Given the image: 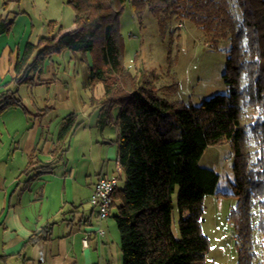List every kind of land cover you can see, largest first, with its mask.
I'll use <instances>...</instances> for the list:
<instances>
[{"label": "trees", "instance_id": "1", "mask_svg": "<svg viewBox=\"0 0 264 264\" xmlns=\"http://www.w3.org/2000/svg\"><path fill=\"white\" fill-rule=\"evenodd\" d=\"M128 1L138 23L145 12L154 18L160 36L170 33L177 21H187L202 31L208 48L217 50L226 42L222 78L227 92L197 105L185 104L173 100L170 87L156 93L152 74L138 77L130 72L123 63L118 26L126 0H66L73 10V28L62 31L59 26L56 34L27 42L15 62L14 80L33 85L34 74L53 54L79 52L87 65L86 85L103 87L102 95L93 99L97 123L116 129L117 161L124 181L113 192L111 207L116 209L121 264H203L209 250L201 225L203 199L216 192L219 179L215 170L199 164L207 146L229 143L232 147L231 188L239 202L230 210L229 221L238 240L250 239L248 200L253 197L264 208V0ZM13 21L14 16L0 19V33L7 32ZM15 106H21L15 90L0 93V112ZM243 106L254 113L249 131L258 155L253 163L242 151ZM168 113L173 118L158 122ZM78 124L73 113L64 116L60 138ZM64 151L61 142L52 150V161L36 166L28 183L52 172ZM174 202L177 237L172 231ZM258 229L264 244L262 218ZM46 232L41 230L29 241ZM236 246V264H252L253 253L244 245Z\"/></svg>", "mask_w": 264, "mask_h": 264}, {"label": "crops", "instance_id": "2", "mask_svg": "<svg viewBox=\"0 0 264 264\" xmlns=\"http://www.w3.org/2000/svg\"><path fill=\"white\" fill-rule=\"evenodd\" d=\"M21 1L0 0V19L24 15V9L13 12ZM12 25L0 33V93L15 90L21 106L3 110L0 118L10 109H20L22 121L20 126L13 125L15 119L10 116L0 121V264H121L119 239L108 217L101 222L102 238L90 237L87 246L81 240L84 230L97 222V210L89 202L96 178L120 169L116 144L105 139V125L96 120L98 108L93 99L101 95L88 96L87 70L80 79L81 57L67 50L44 61L41 71L34 74L33 85L21 91L14 80V65L24 48L23 43L9 39ZM71 28L73 21L62 31ZM68 113L75 115L76 123L83 121L77 127L83 125L86 139L74 155L63 153L52 172L28 183L34 168L52 161V150L59 143L65 145L68 135L61 139L59 132ZM92 115L95 128L89 121ZM5 131L7 138H2ZM60 165L62 169L57 168ZM41 230L48 232L29 241Z\"/></svg>", "mask_w": 264, "mask_h": 264}, {"label": "rangeland", "instance_id": "3", "mask_svg": "<svg viewBox=\"0 0 264 264\" xmlns=\"http://www.w3.org/2000/svg\"><path fill=\"white\" fill-rule=\"evenodd\" d=\"M20 9H24L26 13L16 16L11 32L9 31V39L12 42L23 43L21 46L23 48L27 42L36 43L40 36H52L57 33L59 26L63 28L64 25L73 21V10L66 0H22L13 12L21 11ZM233 9L236 10L235 5ZM50 21H55V25L50 26ZM118 26L124 47V65L138 77L146 73L152 74L155 79L152 88L156 93L160 94L162 87H170L169 94L172 92L173 100L197 105L213 94L227 92L222 78L228 47L226 42H221L217 50L208 48L202 31L187 21H177L172 25L170 33L160 36L154 18L148 12L144 13L142 21L138 23L128 0L119 16ZM28 38L29 41L26 40ZM75 53L80 59L81 54ZM78 70L81 79L87 70L86 63L83 61L78 63ZM25 85H19L21 91L25 88L29 89ZM86 91L88 96L97 97L102 95L103 87L101 83H96ZM42 92L45 91L42 90ZM33 94L36 92L30 95ZM11 110L9 113H3L7 115H2L1 118L5 119L10 116L15 119L12 124L20 126L22 111L20 109ZM166 117L173 118V115L168 113L165 117L158 119V122H162ZM253 117L252 108L243 106L242 151L243 154H247L249 163H253L258 155L256 154L258 147L249 131ZM1 118L0 121H2ZM95 119V115L89 117L91 128H95ZM79 123L82 124L83 121ZM76 127L72 128V133L66 137L64 145L66 151L63 152L66 156L74 155L77 146L87 137V131L83 129V125ZM104 133L105 139L115 143L116 129L113 124L105 125ZM10 134L13 135L12 132ZM7 135L5 131L2 138H7ZM97 135L98 138L102 137L99 131ZM233 160L232 147L229 143L207 146L199 159L201 166L211 168L219 175L216 192L206 195L203 199L204 212L201 225L209 241V250L203 264H236V244L244 245L248 251L253 253L252 264H264V244L258 229L260 218L264 220V208L261 207L260 202L253 197L248 200V223L251 228L248 241L245 236H241L239 240L236 238L235 230L229 221L230 210L239 202V197L232 194L231 188ZM57 168L62 169V166H57ZM123 181L124 175L120 174L118 184L122 185ZM115 213L116 209L113 206L108 218L112 220L116 238L119 239V232L113 217ZM177 219L178 212L174 202L172 231L176 237L178 236Z\"/></svg>", "mask_w": 264, "mask_h": 264}, {"label": "built area", "instance_id": "4", "mask_svg": "<svg viewBox=\"0 0 264 264\" xmlns=\"http://www.w3.org/2000/svg\"><path fill=\"white\" fill-rule=\"evenodd\" d=\"M119 175L120 169L117 168L116 172L111 175H99L94 182L89 202L97 210V222L95 225L85 229L82 237V244L84 246L88 245L89 237L102 238L105 234L101 222L109 214L110 207L112 206V194L118 187Z\"/></svg>", "mask_w": 264, "mask_h": 264}, {"label": "bare ground", "instance_id": "5", "mask_svg": "<svg viewBox=\"0 0 264 264\" xmlns=\"http://www.w3.org/2000/svg\"><path fill=\"white\" fill-rule=\"evenodd\" d=\"M110 208H111V207H110ZM109 212H110V211H109ZM108 216H109V214H108ZM108 216H107V217H108ZM107 217H106V218H107ZM106 218H105V219H106ZM84 231H85V230H84ZM83 235H84V234H83ZM82 237H83V236H82ZM91 237H93V236H91ZM89 238H90V237H89ZM89 238H88V241H89ZM81 240H82V238H81Z\"/></svg>", "mask_w": 264, "mask_h": 264}]
</instances>
